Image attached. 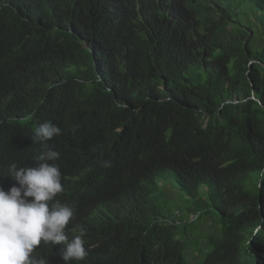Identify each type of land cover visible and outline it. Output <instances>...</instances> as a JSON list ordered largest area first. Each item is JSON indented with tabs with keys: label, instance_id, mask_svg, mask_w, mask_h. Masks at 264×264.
<instances>
[{
	"label": "trees",
	"instance_id": "1",
	"mask_svg": "<svg viewBox=\"0 0 264 264\" xmlns=\"http://www.w3.org/2000/svg\"><path fill=\"white\" fill-rule=\"evenodd\" d=\"M0 119V169L61 153L97 264H264V0H0Z\"/></svg>",
	"mask_w": 264,
	"mask_h": 264
},
{
	"label": "clouds",
	"instance_id": "2",
	"mask_svg": "<svg viewBox=\"0 0 264 264\" xmlns=\"http://www.w3.org/2000/svg\"><path fill=\"white\" fill-rule=\"evenodd\" d=\"M60 135L62 129L48 121L38 125L33 140ZM45 148L38 163L17 158L0 169V264H48L35 255L40 253L53 256L50 264H97L90 253L95 246L86 248L84 188L62 179L56 163L61 153L55 145Z\"/></svg>",
	"mask_w": 264,
	"mask_h": 264
},
{
	"label": "rangeland",
	"instance_id": "3",
	"mask_svg": "<svg viewBox=\"0 0 264 264\" xmlns=\"http://www.w3.org/2000/svg\"><path fill=\"white\" fill-rule=\"evenodd\" d=\"M260 41H261L260 39L257 41V46H261ZM158 203L162 208L167 206L170 213L172 215L173 214L176 215L177 221L185 222L189 217L188 216L189 203L186 198V195H184L181 191H179V189H177L175 185L172 184L170 181L164 182V184L161 185L160 197L158 199ZM194 218L195 217L192 216L190 221H193ZM219 225L220 222L217 215L215 213H211L206 218L201 219L190 229H188V234L183 239V242H185V247H186V252H185L186 257L188 256V253L190 254L193 251L196 252L195 250L199 249L195 237L197 234H207V232L210 231L213 232L214 229H219ZM198 253L200 254V252ZM195 257L196 258L190 260L189 258H187L190 264H194L196 259H198L197 255ZM204 258H205L204 255L200 254V258L196 263L202 262Z\"/></svg>",
	"mask_w": 264,
	"mask_h": 264
}]
</instances>
